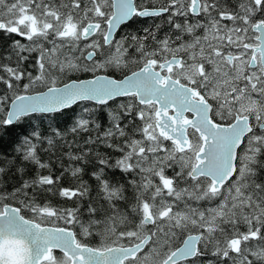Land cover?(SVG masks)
Listing matches in <instances>:
<instances>
[{"label": "snow or ice", "instance_id": "6c2138e0", "mask_svg": "<svg viewBox=\"0 0 264 264\" xmlns=\"http://www.w3.org/2000/svg\"><path fill=\"white\" fill-rule=\"evenodd\" d=\"M0 189V264H264V0H0Z\"/></svg>", "mask_w": 264, "mask_h": 264}, {"label": "trees", "instance_id": "16d2710c", "mask_svg": "<svg viewBox=\"0 0 264 264\" xmlns=\"http://www.w3.org/2000/svg\"><path fill=\"white\" fill-rule=\"evenodd\" d=\"M159 24L164 25V27H165V24L162 21H160ZM152 25H153L152 22H150L148 20L145 21L142 18H138V19L134 20L133 22H131L128 26L123 27L122 33H141L142 34V30L145 27H152ZM164 27L162 28V30L160 32L157 33L158 37H160L164 34V32H165ZM25 67L28 68L29 71H33L31 60L25 64ZM135 70H138V68L135 65H130V67L128 69H125L123 73L117 72L116 75L119 78H123L124 74L129 75V74H131V71H135ZM75 78H76L75 76L69 77V79H75ZM80 78H90V75L80 74ZM61 84L62 83H60L58 85H61ZM124 99H126V98H119L118 102H123ZM116 103H117V101L109 102V105L101 107V106L96 105L94 102L86 101V102H80L79 104L74 105L73 108L65 110L62 114H34L32 117L26 119L22 123L21 126L14 127L11 130H9L8 134L5 136V140L6 141L14 140L18 135L22 136L25 133V131H27V133H31L33 128L37 129L38 131H40L42 133L48 132V131H50V128H49L50 125L56 126L61 130L70 129L72 124L75 121V118L82 113V109L84 107L95 108L97 110L98 119H99V122L101 124V128L103 129L108 124V119H109L108 113H109V111H111L112 108L115 107ZM69 138H71V137H69ZM79 139H83V136L79 137ZM5 147H7V144L5 145ZM101 150L106 151L105 149H101ZM65 151H67V149ZM9 152H11V149H9ZM113 155H118V153H113ZM40 156H41L42 161L48 159L47 153L41 152ZM58 157H60V153H56V157H53L51 160L54 178H55V176L59 175L61 172V168L59 166V160L57 159ZM62 159H63V163L65 166H67L69 163H72L73 166H76L79 164V162H70L67 159V157H62ZM35 171H36L35 166L29 165L28 171H27V176L28 177L33 176ZM42 174H47V170H42ZM117 175H119L118 172H117ZM5 179H8V177H6ZM84 179L88 180V176L85 175ZM19 182L20 181H19L18 176H11V181L7 184L6 190L8 192H11L14 186H18ZM60 183L64 186H68L69 181L67 179H62ZM3 190L4 189H0V191H3ZM49 199H51L53 205L71 206L69 204V202L62 201L58 197H51L50 196ZM5 202L6 203H12L14 206H18L16 204V201H14V200H7ZM26 217L28 218L27 215H26ZM74 230L77 231L78 238H80L79 237V229L74 228ZM89 239L91 240V242L93 243L94 246L97 244L98 238H89ZM56 254L60 255L59 251H57Z\"/></svg>", "mask_w": 264, "mask_h": 264}, {"label": "flooded vegetation", "instance_id": "af4514ba", "mask_svg": "<svg viewBox=\"0 0 264 264\" xmlns=\"http://www.w3.org/2000/svg\"><path fill=\"white\" fill-rule=\"evenodd\" d=\"M154 2H156V3H159V2H160V0H154ZM142 19H143V18H142ZM148 21H150V22L154 23V22H153V20H151V19H149ZM160 21H162V22L164 23V21H163V20H158V21H156L155 23H159ZM167 29H168V26H167V25H165V27H164V31H167Z\"/></svg>", "mask_w": 264, "mask_h": 264}, {"label": "water", "instance_id": "95a60500", "mask_svg": "<svg viewBox=\"0 0 264 264\" xmlns=\"http://www.w3.org/2000/svg\"><path fill=\"white\" fill-rule=\"evenodd\" d=\"M130 75V74H129ZM91 78V77H90ZM58 86H63V84H61V85H58ZM91 102V101H90ZM95 103V102H94ZM14 206V205H13ZM27 218V217H26ZM58 251V250H57Z\"/></svg>", "mask_w": 264, "mask_h": 264}, {"label": "bare ground", "instance_id": "6f19581e", "mask_svg": "<svg viewBox=\"0 0 264 264\" xmlns=\"http://www.w3.org/2000/svg\"><path fill=\"white\" fill-rule=\"evenodd\" d=\"M118 102V101H117Z\"/></svg>", "mask_w": 264, "mask_h": 264}]
</instances>
